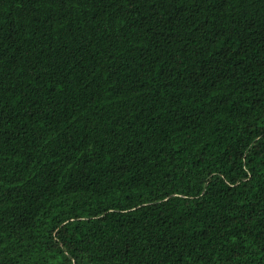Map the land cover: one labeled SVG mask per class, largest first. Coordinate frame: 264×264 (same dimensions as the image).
<instances>
[{
  "label": "trees",
  "instance_id": "16d2710c",
  "mask_svg": "<svg viewBox=\"0 0 264 264\" xmlns=\"http://www.w3.org/2000/svg\"><path fill=\"white\" fill-rule=\"evenodd\" d=\"M0 264H264V0H0Z\"/></svg>",
  "mask_w": 264,
  "mask_h": 264
}]
</instances>
